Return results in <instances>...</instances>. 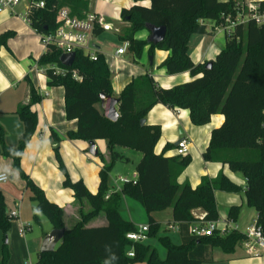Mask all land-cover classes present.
Listing matches in <instances>:
<instances>
[{
	"label": "trees",
	"instance_id": "obj_1",
	"mask_svg": "<svg viewBox=\"0 0 264 264\" xmlns=\"http://www.w3.org/2000/svg\"><path fill=\"white\" fill-rule=\"evenodd\" d=\"M44 8L31 13L32 26L39 31L56 27L59 8L69 7L76 16L83 17L89 9V0H44ZM135 4L121 10V17L129 25L120 35L128 40V52L134 60L147 53L153 56L157 50L167 52L160 67L170 75L188 71L190 80L176 83L169 88L157 84L146 73L133 78L119 94V118H107L101 108L100 95L114 96L112 74L101 52L97 60L90 59L83 51H76L71 67L60 63L61 51L52 48L38 60L51 86L64 88L65 113L68 120H76L77 128L70 130V139L95 141L104 139L111 155L99 172L100 185L92 193L82 179L74 180L59 152L55 150L58 168L63 174V186L74 192L82 203L87 199L92 211L80 209L81 220L71 228L64 226V209L48 199L45 191L22 169L24 150L35 133L37 112L32 105L41 100L35 88L30 90V101L18 109L24 130L15 147L1 146L5 157L11 158L13 167L25 180L35 202L34 220L40 223V215L46 216L53 229H63L64 235L50 252H39L33 264H204L213 262L212 249L234 253L245 234L232 230L226 235L197 237L191 233L197 221L192 210L202 208L205 221L219 220L215 191L245 192L247 205L257 212L256 225L264 233V26L253 21L239 24L231 34H225L226 42L218 54L203 63H195L189 54V42L194 34H214L208 29V21L219 24L224 13H234L232 0H134ZM147 2V5H143ZM147 25L165 26L166 35L154 43L140 38L148 30ZM47 27V29H45ZM99 28L96 29L98 33ZM12 32L0 34V48L8 47ZM211 61V66L206 64ZM53 66L65 69L64 74L55 73ZM74 73L82 76L78 81ZM156 104L176 110L189 111L195 126L210 123L215 114H222L224 121L212 130L211 139L203 156L206 161L228 164L233 172H240L246 179V188L221 172L216 178L204 176L201 183L192 187L189 182L180 184L179 175L191 163L190 155L167 156L168 149L177 148L167 143L161 153L156 152L162 137L159 124H142ZM58 139L57 134L52 135ZM120 148L140 151L142 157L136 165L135 182L124 183L120 191L109 187V173L118 160L126 159ZM110 192V193H109ZM122 196L139 201L149 218L148 239L156 238L166 249L162 258L149 242H135L127 234L138 226L120 213ZM173 209V223L177 224L181 237L179 244L170 235H159L162 224L152 213ZM240 206L233 205L228 220L236 221ZM103 211L107 225L87 227L85 223ZM12 217L0 190V231L3 233L0 264L10 260L8 233ZM133 249L134 256L128 252Z\"/></svg>",
	"mask_w": 264,
	"mask_h": 264
},
{
	"label": "crops",
	"instance_id": "obj_2",
	"mask_svg": "<svg viewBox=\"0 0 264 264\" xmlns=\"http://www.w3.org/2000/svg\"><path fill=\"white\" fill-rule=\"evenodd\" d=\"M110 1L114 5V13L112 14H117L120 11V15L123 8H129L135 4L134 0H89V9L99 12L97 9L98 4L104 2V5H107ZM142 4L147 5V2H143ZM20 10L23 11V6L19 8ZM103 12L106 13V19L112 23L109 13ZM5 32H12L13 34L8 40L9 48H0V173L6 172L10 176V179L6 183L0 184V190L4 194L8 211L19 210L18 220L15 223V230L18 229L19 233H13L10 237V260L8 264H33L38 260V254L41 249L39 245L42 243V239L53 229V226L51 229L43 230L41 237L38 238V242L33 241L32 244L27 238V233L23 235L20 233V228L23 226H29V231H32L31 221L34 219L35 202L32 199L30 189L26 186L25 180L13 167L12 159L5 157L1 152L3 144L8 147L18 145L19 137L24 130V124L18 114V109L22 104H27L30 101V90L32 87L35 88L37 94L41 97L39 102L32 105V110L36 111L38 115V124L34 135L24 150L21 166L25 173L45 191L49 200L63 207L65 228L69 229L81 220V208L84 213H89L92 211V206L87 199H83L82 203H80L74 197L73 190L63 186L64 177L58 168L55 158L56 149L52 147V142L58 141L60 143L57 149H59L72 179H82L92 193H96L99 189V172L104 162L100 156H93L89 153L90 143L88 141L70 139L67 136L68 131L77 128V121L66 118L64 88L62 86L49 85L44 69L38 66L39 58L46 51L34 27L21 17L13 15L6 10H0V34ZM111 32L117 33L114 30L104 31L99 28L94 38ZM148 36V30L139 35L140 38L144 39ZM215 36V34L212 35V39L207 46L205 35L194 34L191 37L189 54L195 63H203L214 58L224 47H219L215 44ZM94 42L98 46L99 43L95 40ZM98 47L104 54L105 59L108 55L110 62L107 59L106 61L112 74L115 97L119 96L123 88L133 78L146 73H149L157 84L164 88L190 80L188 71L170 75L166 72L165 68L160 67V64L167 56V52L157 50L153 55V64H146L144 59L147 58L149 61L150 58V55L147 53L148 47H146L143 57L139 60H134L128 52V57L124 56L125 63H123V70L118 77H114L113 55L117 48L114 51L105 53L101 49V46ZM148 64L153 69L148 68ZM146 119L147 123L159 124L162 127V137L156 146L157 153H161L167 143H172L177 147V142L182 138H187L190 141L189 150L186 155H190L192 161L179 175L178 182L180 184L189 182L192 187H196L201 183L204 176L216 178L219 173L223 172L231 180L242 186L243 189L246 188V179L242 174L241 176L238 174L240 172H233L228 164L206 161L203 156L209 145L212 130L219 127L224 121L222 114L213 115L210 123L206 125L195 126L190 121L188 110H172L163 104H156L150 110ZM180 129L183 130L182 134L180 133ZM54 133L58 135V139L52 137ZM95 142L99 153L102 154L105 162L109 163L111 155L107 147V141L100 139L95 140ZM176 154V148L166 151L167 156ZM135 175L137 176L136 166L130 179H133ZM115 183L117 184L116 181ZM121 188L112 189L110 192L120 191ZM128 198L130 197L122 196L120 213L125 219L133 221L132 218H127L123 215V206L128 202ZM215 198L221 223L224 221L231 222L241 232L256 224L257 212L254 208L247 205L244 190L237 193L217 190L215 191ZM233 205L240 206L236 221L228 220V214ZM170 208L172 223L167 222V225L168 229L171 230L170 226H177V224L173 223V209L172 207L167 209ZM159 212L161 211L154 212L152 216L163 224L165 221L158 215ZM192 214L194 217L200 218L205 215V211L202 208H196L192 210ZM41 221L40 217V224L42 223ZM85 225L87 227L107 225L105 213L103 211L99 212L96 216L89 219ZM139 225L142 224H138L137 226ZM172 230L177 232L180 243L179 230L177 228ZM171 239L173 240L172 237ZM148 240L146 241L148 242ZM2 241L3 238L0 234V256ZM149 243L151 244V242ZM212 255L213 262L204 264H223V262H219L220 258H218L219 256H217L214 248L212 249ZM224 262L226 261L224 260ZM232 262V264H264L257 259L248 258L246 255L234 259Z\"/></svg>",
	"mask_w": 264,
	"mask_h": 264
},
{
	"label": "built area",
	"instance_id": "obj_3",
	"mask_svg": "<svg viewBox=\"0 0 264 264\" xmlns=\"http://www.w3.org/2000/svg\"><path fill=\"white\" fill-rule=\"evenodd\" d=\"M234 4V13H224L223 21L219 24H212V29L216 31H224L225 34H231L239 24H245L249 21L255 22L259 26H264V0H232ZM46 5L44 0H0V10L9 11L11 14L21 17L32 26L31 13L35 10L44 8ZM23 6V11L19 8ZM101 28L104 31L114 30L122 34L120 28L115 27L106 17L96 10H89L83 17L76 16L72 13L69 7L59 8L56 16V27L46 31H35L39 35L45 51H50L55 48L64 53H76L83 51L92 60H97L100 48L95 44L93 38L96 34V29ZM130 42L122 41V44L117 47L113 55L114 77H118L123 70L125 63L124 56L128 53ZM57 74H64L65 69L59 66L52 67ZM73 77L81 81L82 76L74 73ZM190 141L187 138H182L178 141L176 153L186 155L189 150ZM10 176L6 172L0 173V184L6 183ZM137 176L133 179L119 176L116 182L122 184L127 182H135ZM12 218H18L19 210L10 212ZM204 217L196 218L191 226V233L197 237L212 236L215 234L226 235L232 230H238L236 225L231 222H220L219 220L205 221ZM177 228L178 226H170ZM29 226L20 228V233L23 235L29 231ZM149 225H139L137 230L127 234V238L135 242H145L148 239ZM239 231V230H238ZM241 232V231H240ZM245 239L241 246L245 255L251 259H257L264 263V233L258 225L249 227L246 231ZM130 257L134 256V251L131 249L128 252Z\"/></svg>",
	"mask_w": 264,
	"mask_h": 264
},
{
	"label": "rangeland",
	"instance_id": "obj_4",
	"mask_svg": "<svg viewBox=\"0 0 264 264\" xmlns=\"http://www.w3.org/2000/svg\"><path fill=\"white\" fill-rule=\"evenodd\" d=\"M112 1L109 2V4L104 5V2H101L100 4H98L97 9L99 11V13L103 14L105 16V12L109 13V18L112 21V23L114 24L115 27L120 28L122 33L125 30L126 27H128V23H126V21H124L120 15V11H118L117 14H112L114 13V5L113 3H111ZM111 5V6H110ZM113 5V6H112ZM111 9V10H108ZM212 27V22L208 21V29H211ZM214 34L216 35L214 38L215 44L219 47L224 46L225 42H226V37H225V32L224 31H216V33L214 32ZM213 34V35H214ZM206 37V46L209 44V42L211 41V34H207L205 35ZM95 41H97L99 44L98 46H101V49L106 53V52H110V51H114L118 45L122 44V40L120 39V33H104L103 35L99 36V37H95L94 38ZM147 55V54H146ZM126 57H128V55H125ZM106 59L109 61L108 55L106 56ZM110 62V61H109ZM144 62L150 63L148 61V59H144ZM148 68L153 69V67L148 64L147 66ZM120 151L125 155L126 159L124 160H118L115 162V164L113 165V167L110 170L109 173V187L111 189H118V187H122L123 184L118 181L117 184L115 183L116 179L119 176H123V177H128L130 178L132 176V174L134 173L135 170V166L136 164L139 162V160L141 159L142 153L140 151L134 150V149H129V148H120ZM241 176V173H238ZM158 212V211H157ZM123 215L127 218H132V220L138 225V224H146L149 225V218H148V214L145 210V208L143 207V205L137 201L134 200L132 198H128V202L124 204L123 206ZM153 215V213H152ZM158 215L161 217V219L163 221H165V223L162 224V230L160 231L159 235H164V234H168L173 238V241L176 243H179V237L178 234L175 230H172L173 228L168 229V225L167 222L170 224L172 223V219H171V208L170 209H165L161 212L158 213ZM41 219H42V223L38 224L35 222L34 219H32L31 221V225H32V231H27V238L28 240L31 242H38V238L41 237L43 230H48L51 229L52 224L49 221V219L44 216V215H40ZM247 219V217H246ZM18 220V218H13L12 219V226L9 230L8 233V238L10 240V237L13 233L17 232L19 233L18 229L15 230L16 228V221ZM0 234L2 235L3 238V233L0 231ZM43 241V239H42ZM3 242V241H2ZM148 242H151V244L157 249L159 255L164 258L166 256V249L164 248V246L156 239V238H152L149 239ZM39 244V243H38ZM41 244L39 245V248H41ZM216 251L217 256H219V262L223 264H232L234 261V259H237L239 257H243L245 255L243 249L241 248V245H238L236 247V250L234 253H230L227 254L225 252H223L222 249L215 247L214 248ZM221 260V261H220ZM224 260L226 262H224ZM239 260V259H238ZM135 264H142V263H135Z\"/></svg>",
	"mask_w": 264,
	"mask_h": 264
},
{
	"label": "water",
	"instance_id": "obj_5",
	"mask_svg": "<svg viewBox=\"0 0 264 264\" xmlns=\"http://www.w3.org/2000/svg\"><path fill=\"white\" fill-rule=\"evenodd\" d=\"M47 29V27H45ZM147 29L149 31V37L148 40L154 43L161 42L165 35H166V27L160 26L155 27L152 25H147ZM76 54L75 53H64L60 56V63L65 67H71L75 61ZM150 64H153V56H150L149 58ZM211 66V61H209L206 64V68ZM101 99V108L103 110L104 115L113 120L116 121L119 118V111H118V105H119V97H115L112 95H100ZM147 122V119H142L141 123L145 124ZM180 133H183V130L180 129ZM90 147H89V153L93 156H97L99 153L97 144L95 141H89ZM58 141L52 142V147L57 149L59 147ZM178 144V142H177ZM64 235L63 229H52L49 233L45 235L43 238L42 244H41V252H50L55 250L58 243L61 241Z\"/></svg>",
	"mask_w": 264,
	"mask_h": 264
}]
</instances>
